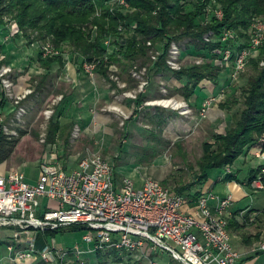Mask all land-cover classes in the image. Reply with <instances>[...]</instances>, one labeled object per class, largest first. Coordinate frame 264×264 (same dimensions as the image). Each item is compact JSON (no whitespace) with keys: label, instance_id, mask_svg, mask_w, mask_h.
Returning <instances> with one entry per match:
<instances>
[{"label":"rangeland","instance_id":"374dc122","mask_svg":"<svg viewBox=\"0 0 264 264\" xmlns=\"http://www.w3.org/2000/svg\"><path fill=\"white\" fill-rule=\"evenodd\" d=\"M121 3L119 0H110L105 4L104 11L103 8H98L95 16L102 18L100 16L106 14V27L108 25L115 26L116 24L111 22V18L119 16L120 13L133 12L127 2L124 6ZM213 4H216L214 10L220 11L223 18L224 13L221 7L217 3ZM222 18H218V20ZM94 19L95 17H92V19L85 22L86 24L99 25L96 21L94 22ZM5 20L7 22V24L5 22L7 34L14 33L8 42L3 43H13L15 45L14 50L19 54L13 68H16V66L18 69L22 68L25 75L24 79H28L29 83L22 94H16L12 88L16 81L17 73H15V76L13 75L12 88L10 92L4 93L7 102L15 108L14 112L9 115L10 119H13V123L10 122V119L8 120V117L6 120L4 118L5 115L1 114L0 129L5 125L9 130V134H4L2 131H0V134L18 140L14 152L7 160V170L12 172L22 170L26 180L30 183H32V179L35 182L38 177L40 162L35 164V160H42L51 154L56 156L59 165L63 169L71 171L76 168L81 156L91 152L101 154L111 162L113 172L117 176V183H120L122 178L128 177L132 172H136V178L133 175L128 177L135 184L137 183L136 179L150 178L161 182L172 191L178 187L186 186L193 182L194 176L198 172L196 165L205 154L204 144L213 143L212 138L216 134H214V130L220 129L224 132V130L232 126L233 117L241 112L244 103L242 90L249 78L255 75L253 67L247 66L248 61L238 75L234 76L235 73L231 62L227 65L221 63L218 55H212L214 56V61L206 60L201 56L200 52L194 49V39L190 37L172 41L169 44L165 61L168 70L154 72L153 67L163 53V44L148 39L144 44L145 56L131 57V55L126 56L120 53V49L116 50V47L126 44V39L129 37L132 39L134 36L137 41L141 39V37L136 36L137 23H132L135 28H131L129 32L124 25L123 19L118 21L116 32L121 34L124 32V35L118 37L116 43H113V37L110 35L107 39L104 38L103 45L107 50V54L101 57H94L92 61H86L81 55L75 53L69 44L61 45L62 48L60 50L55 48L48 39H46L47 41L35 39L39 35L38 32L28 30L27 33H24L17 27L14 20ZM201 25L205 26V23ZM123 26L124 29L126 28L125 30ZM0 27L3 28L4 26ZM92 30L93 35H95L97 26H93ZM209 33L210 31L206 34ZM206 34L203 35V40ZM235 34L237 33L235 32ZM208 42H216L214 34L211 35ZM111 43L115 44L114 51L110 48ZM174 43L178 45L177 50H179L180 55L176 61L169 64L172 57L170 51ZM47 45L62 52V58L66 56L65 60H67L69 65L75 63V67L77 70L79 69L78 72L76 71L77 74H75L77 75V80L82 78L86 81L95 82L98 85V92L102 90L108 92L107 99L100 98L92 102L90 110L88 109L87 111L91 116L93 114L100 117L110 116L111 119L108 124L98 123L97 127L98 133L101 134L99 135L100 140H105V137H107V140H112L108 148L103 146V144L99 146L95 144L96 140H93L95 133L83 134L82 128L77 125L79 122L75 120L76 111L71 110V105L67 101L72 85L71 80L68 78L72 79L75 77L72 76L73 72H71V75L66 74V71L62 73L58 68V63L54 65L55 69L47 76L43 74V71H40V56L43 59L55 57L42 54L43 46ZM25 58H28V61H25ZM207 62H212L211 66L219 68V87L218 89L213 88L212 82L204 80L199 84L195 94L199 95V97L204 95V92L199 90L201 85L207 84V87H210L211 90L218 91L222 88L221 86L225 81L228 80L229 82V88L223 87L225 89L224 98L214 102L211 106L212 109L215 108V112L218 114L217 116L214 115L216 116L214 122L207 121L209 111L205 118H202L199 113H196V115L191 114L190 107L185 102L183 93H181L183 83L177 81L172 75V73H177L185 68L200 66ZM263 62L264 60L260 63L262 67H264ZM25 64L28 66L26 67ZM83 65H87L86 69H89V66L91 72H87L85 67L83 69ZM6 66L11 68L8 65ZM30 69L34 71L29 72ZM35 71L39 72V74L35 75ZM19 76L22 75L20 74ZM2 85L1 82V87H3ZM4 89L3 91H5ZM84 93L79 94L83 96ZM206 94L208 96L210 92H206ZM21 97L23 99L16 101ZM140 99L141 103L137 104ZM169 101L170 103H179V108L164 104V102ZM221 104H224V108L220 106ZM76 106L78 108L79 104L76 103ZM20 107L25 109V113L18 121L15 120V114ZM78 113L82 116V111ZM59 121V129L61 128V131H63L62 137L61 134L57 133L54 140H52L50 139V125L55 122L59 123ZM104 128H110L112 134L110 138L107 136L108 132L103 131ZM102 135L104 138H102ZM263 145L264 135L258 144L251 149H259L260 147L262 149ZM240 159L243 161V158ZM250 167L251 164H248L245 171L249 170ZM225 170L231 171V166H228ZM29 171H31L30 174H28ZM222 171L220 169L211 171L210 179L212 182L222 175ZM33 175L35 178H33ZM195 192L197 190L193 189V193ZM257 192L263 194L264 190L259 189ZM256 194L251 193L240 206H234V212L244 209V215L247 207L255 208L259 211L262 210L264 204L260 203V198L263 199L264 195ZM183 195L187 198V194ZM193 208V204L188 205L189 210ZM234 229L236 228H228L234 248L241 255V258H246L247 260L252 258V249L257 248L264 242V219L257 218L248 222L241 221L238 230ZM1 230L4 229H0V239L9 241L10 237L8 238L6 233ZM7 231L5 230V232ZM7 234L10 235V231ZM84 234L85 231H64L63 233H57L54 236L49 235L44 238L43 234L38 232L35 236L36 245L43 242L48 244L53 241L58 249H70L75 245L85 248L87 245L82 240ZM169 244L173 246L171 242ZM155 253L156 255L151 254L152 256L154 255L155 259H151V255L150 257H141V253H136L131 255L129 263L126 260L124 264H135L137 261L140 262L138 264H178L177 260L167 252L157 250ZM90 257H80L79 259L81 260L76 262L75 258L71 256L65 260L64 264H98L95 256ZM37 262H39L37 259H31L17 264H36ZM3 263L8 264V261ZM106 264L113 263L109 259Z\"/></svg>","mask_w":264,"mask_h":264},{"label":"built area","instance_id":"2783aa9c","mask_svg":"<svg viewBox=\"0 0 264 264\" xmlns=\"http://www.w3.org/2000/svg\"><path fill=\"white\" fill-rule=\"evenodd\" d=\"M119 2L123 6L126 4L125 0ZM206 13L207 19L212 13L217 19L222 18L220 11L210 7ZM211 32L204 36L206 42L214 34ZM13 33L4 36V42H8ZM263 39L264 22L254 19L250 45L237 50L233 61L234 48L231 45L240 40L230 29H225L218 39L227 47L214 53L218 58L221 56L219 60L225 65L232 61L234 76H237ZM177 49L178 45L174 43L169 64L178 59L180 52ZM42 54L63 56L62 52L48 45L43 46ZM86 66L83 65V69ZM88 68L86 71L91 72ZM11 72L7 66L0 68L1 82L7 92L12 87ZM224 96L225 90H220L207 98L200 116L205 118L213 103ZM24 113L25 109L20 107L15 120L19 121ZM10 122L13 123V119ZM0 131L9 134L5 125ZM263 178L264 166L251 187L262 189ZM232 203L231 195L219 198L206 192L189 210V198L173 193L159 181L147 178L141 185H136L124 177L117 183L111 162L101 154L91 152L81 156L71 171L63 169L56 156L49 154L40 163L35 183L28 182L19 171L0 175V229L10 231L8 257L16 264L31 259L58 264L71 256L80 261V257L109 249L141 253V257H150L162 250L181 264H237L241 255L233 246L227 221ZM74 225L84 228L82 240L87 245L85 248L75 245L70 249H58L52 241L41 250L37 249L35 236L38 232ZM251 253L253 256L264 255V242Z\"/></svg>","mask_w":264,"mask_h":264},{"label":"trees","instance_id":"16d2710c","mask_svg":"<svg viewBox=\"0 0 264 264\" xmlns=\"http://www.w3.org/2000/svg\"><path fill=\"white\" fill-rule=\"evenodd\" d=\"M109 1L0 0V26H4V29L0 27V30L3 29L4 33H6L5 35H7L8 31L5 28L7 22L5 19H12L24 33H27L28 30L38 32L39 35L35 39H43V41H47L46 39H48L58 49L62 48L61 45L69 44L75 53L81 55L86 61H92L94 57H101L107 54V50L103 45L104 38L107 39L110 35L113 37V43H116L118 37L124 35L123 31H120L123 34L116 32L119 20H124V25L128 31L131 30L132 23L136 22V36L141 37L140 41H137L135 36L132 38L133 40L129 37L125 40L126 44L120 45L118 48L116 47V50L120 49V53L126 56L139 57L146 55L144 44L148 39L162 43V56L153 67L154 72H156L168 70L165 61L169 44L172 41H178L186 37L194 39V49L200 52L202 57L206 60L214 61L215 59L212 55H217L214 51H222L227 47L225 43L218 40L225 29L233 30L239 36L240 41L237 44L231 45L234 48L231 58L233 61L237 50L248 48L250 45V27L253 20L261 19L264 22V0H125L133 12L120 13L119 16L111 18V22L116 25H108L106 27V14L100 16L102 18H97L95 15L100 7L104 11V6ZM213 3H217L223 10L224 16L221 20H218L213 13L207 19L206 9L210 7L214 10L216 4ZM92 17H95L94 22L96 21L99 25L93 23L86 24ZM202 23H205V26H202ZM93 26H97L95 35H93ZM209 31L214 32L216 42H205L202 39L203 35ZM113 43L110 46L112 51L115 50V44ZM2 50L3 45L0 39V56ZM219 58L221 59V56ZM263 60L264 39L261 46L248 59L247 66L253 67L255 75L249 78L242 90L244 103L241 112L233 117L232 126L224 134H215L213 136L214 144H204L205 154L197 162L198 172L195 174L193 182L186 186L178 187L173 191L170 189L178 195L184 196L183 194H187V198H189L190 203L193 205L203 195L201 188L210 179V174L213 170H223V181L225 182L240 183L236 173L228 172L225 169L228 166L232 167L242 155L248 153L254 145L258 144L264 135V67L260 66ZM40 61L41 66L45 69L52 68L57 63L62 65L66 62L62 58V55L48 59H43L40 56ZM232 61V69L234 70V63ZM209 63L207 62L200 66L185 68L177 73H172L177 81L183 83L181 93H183L186 100L195 95L199 84L204 80L212 82L215 88L219 87V68L211 66L212 62ZM224 86L229 88L228 80L224 82L220 90H225L223 89ZM220 90L216 91V94ZM211 95H215V93ZM139 103H141V99L137 101V104ZM5 104L6 99L3 98L1 108ZM220 106L224 108V104ZM59 127V123H51L50 139L54 140L57 133L61 134L62 137L63 131ZM17 144L18 140L0 134V163L9 159ZM262 147L264 149V145ZM263 166L250 170L245 184L251 193H258V189H253L251 184L258 179ZM114 177L116 180V174H114ZM262 183V190H264V178ZM193 189L197 190V192L193 193ZM245 212L246 214H242L243 216L239 215V212L230 215L227 219L228 228H236L234 230H238L241 225L239 219L244 222L253 221L257 218L264 219V208L259 211L258 209L248 207ZM64 231H84V228L74 225L42 234L46 238L49 235L54 236ZM43 244L44 242L36 245L37 249L41 250L45 245ZM0 245H4V243L0 241ZM134 254L132 252H120L109 249L98 251L87 257L84 256V258L95 256L98 264H106L109 259L113 264H124L126 260L129 263L131 255ZM154 255H151V259H155ZM75 260L76 262L78 261L76 258ZM176 262L181 264L178 261ZM138 263L140 262H135V264ZM36 264L47 263L39 261ZM58 264L64 263L58 262Z\"/></svg>","mask_w":264,"mask_h":264},{"label":"crops","instance_id":"0c3cea01","mask_svg":"<svg viewBox=\"0 0 264 264\" xmlns=\"http://www.w3.org/2000/svg\"><path fill=\"white\" fill-rule=\"evenodd\" d=\"M5 31L0 30V39H1V44L3 45V50H2V54L0 56V62H2L0 64V68L2 66H10L11 69H12V72L11 74L9 75V80L10 82L12 83V77L13 75L15 76V73H17V78H16V81L14 83V86L12 88L13 92L16 93V94H22L24 92V88H26L28 86V83H29V80L28 79H24L25 78V75L23 74L24 71L22 68H13L14 65H15V60L17 62V58H18V54L17 52H15L14 50V44L13 43H10V44H4L3 42V37L6 36L4 33ZM28 58H25V61H28L27 60ZM28 64V63H27ZM25 64V66L27 67L28 65ZM73 65H69L67 63V60L65 63H63L62 65H58L59 69L61 70L62 73H64V71H66L68 75H71V72H73V75L72 76H75L74 78L70 79L68 78L69 80H71V93H70V96L69 98L67 99L68 103H70L71 105V110H75L76 113H75V117H76V121H78L79 123L77 124L79 127L82 128V133L83 134H88L89 132L91 133H95V137L93 140H96L95 141V144H98V146L101 144H103V146H105L106 148H108L110 146V144L112 143V140L110 139H106L107 137H105V140H100L99 138V134L98 133V123H105V124H108L110 122V116L108 115H105V116H97L95 114H93L91 116V114H88V109L90 110V106H91V103L96 101V100H99L100 98H104V99H107V91H100L98 92L97 91V88H98V85L95 83V82H92V81H86V80H83L82 78L77 80L75 74L76 71L78 72L77 68L75 67V63H72ZM41 68H40V71H43L44 75L47 76V74H50L52 72V70L55 69V67L53 66L52 68H49V69H45L43 68L41 65H39ZM25 67V68H26ZM32 67V66H31ZM33 72L34 70L30 69L29 72ZM36 72V71H35ZM39 74V72H36V74ZM22 75V76H19V75ZM211 83V82H210ZM212 85V84H211ZM3 86V85H2ZM39 86V85H38ZM37 86V87H38ZM213 88H215L214 85H212ZM3 87H1V79H0V117L4 114V118H6L7 120V117H8V120L10 119V116L11 113L14 112L15 108L12 107V105L10 103L7 102V99L5 98V94L7 92L6 89H4L5 91H3ZM28 89V88H27ZM218 89V88H217ZM199 90H202V92H204V95L200 96L195 94L193 95L190 99L185 100V102L188 104V106L190 107V111H191V114H195L196 113L200 115V111H201V108H202V104L204 103V101L209 98L210 96H212L211 94L215 93L216 94V91L214 90H211L210 87H207V84L206 85H201ZM219 91V90H218ZM217 91V92H218ZM82 92H85L83 96H81L79 93H82ZM206 92H210V95L207 96ZM5 95V96H4ZM81 96V97H80ZM6 99V104L4 105V107L1 108V103H2V99ZM179 99V98H177ZM76 103L79 104L78 108L76 106ZM212 109V108H211ZM209 110V114H208V117H207V121L209 122H214L216 119L215 117L218 115L216 112H215V108L212 109V110ZM72 111V112H73ZM81 112L82 111V116L79 115L78 112ZM2 114V115H1ZM216 115V116H214ZM97 116V117H96ZM198 116V115H197ZM194 118V117H192ZM214 119V120H213ZM58 122V121H57ZM231 122V121H230ZM59 124H60V121H59ZM94 128V129H93ZM95 130V131H94ZM106 131L108 132L107 133V136L108 138H110V136H112L111 134V130L110 128H104L103 131ZM94 131V132H93ZM226 132V130L221 131L220 129H215L214 130V134H224ZM98 136V137H97ZM102 138H104V136L102 135ZM263 148V147H262ZM240 158H243V161L240 159ZM237 162L231 167V172L232 173H236L237 174V177L240 181V183H237V182H225L223 181V178H224V174L222 173V175H220L218 177V179H216L214 182H212L211 179L207 180L206 183L203 185V187L201 188V192L202 193H210V194H214L215 196H219V197H226L228 195H231L232 197V206L229 210V216L230 215H234V213H238L239 215L240 214H243L244 213V209L242 210H238L236 212H234L233 208L234 206H240L242 204V202L247 199L249 197V195L251 194V192L248 190V188H246V181L249 177V173H250V170H254L260 166H263L264 165V149H261V147L259 149H251L248 151V153H246L245 155L241 156ZM43 160V159H42ZM42 160H35V164L36 163H41ZM7 161L3 162V163H0V175H7L8 173L12 172V171H9L7 170ZM248 164H251V167L249 170L245 171V168L248 167ZM257 165V166H256ZM256 167V168H255ZM14 171V170H13ZM19 172L23 173L24 172L22 170H19ZM31 171H29L28 174H30ZM130 175H133V177L136 178V172H132ZM128 175V177L130 176ZM25 176V174H24ZM241 176V178H240ZM38 177H39V167H38ZM38 177H37V180H38ZM139 177V175H138ZM26 178V177H25ZM33 178H35V176L33 175ZM35 180V182L37 181ZM137 185H141L142 182L144 181V179H140L137 180ZM32 183H35L33 181V179L31 180ZM263 192V191H261ZM261 192H258L256 195H264L261 194ZM262 198H260V203L264 204V198L261 200ZM211 204H214V201L211 202ZM248 208V207H247ZM255 209V208H254ZM246 211V209H245ZM240 218V217H239ZM242 221L241 219H239V222ZM2 232L4 231V233H6V235L8 236L9 238V234H7V232H5V229L4 230H1ZM0 241L2 243H4V245H0V264H4L3 262L4 261H8V264H13L12 261L9 260V253H8V246L10 244V239L9 241H4L2 239H0ZM237 264H264V255H257V256H253L252 258L250 259H246V258H241Z\"/></svg>","mask_w":264,"mask_h":264},{"label":"bare ground","instance_id":"6f19581e","mask_svg":"<svg viewBox=\"0 0 264 264\" xmlns=\"http://www.w3.org/2000/svg\"><path fill=\"white\" fill-rule=\"evenodd\" d=\"M164 104L166 106L173 105L174 108H179V106H180L179 103H174V102H172V103H170V102H164Z\"/></svg>","mask_w":264,"mask_h":264}]
</instances>
